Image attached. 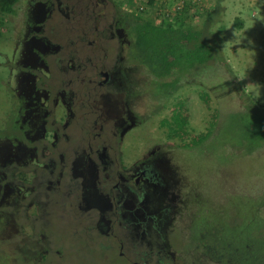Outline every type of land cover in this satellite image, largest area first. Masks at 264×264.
<instances>
[{"label": "rangeland", "instance_id": "obj_1", "mask_svg": "<svg viewBox=\"0 0 264 264\" xmlns=\"http://www.w3.org/2000/svg\"><path fill=\"white\" fill-rule=\"evenodd\" d=\"M41 1L20 0L0 30V127L10 118L11 103L17 101L12 95L11 80L16 75L12 67L17 63L20 76L29 82L31 75L25 68L42 62L44 58L37 51H48L35 33L46 14L47 4ZM109 1L111 9L145 13L150 21L159 23L172 19L179 5L187 6L190 22L213 47L212 57L203 68L180 73L178 89L160 102H150L155 107L136 113L135 125L126 132L132 155L151 150L156 144L164 152L158 159L169 185L154 194L156 210L151 211L152 218L144 228L149 229V235H171L173 248L179 251L178 264H193L180 249L203 246L206 239L219 243L234 238L241 250L249 243L255 253L264 254V141L252 148L242 143L243 117L251 113L246 110L264 108V0H155L154 5L149 0ZM73 3L54 0L56 19H65L60 9L72 15ZM65 23L62 21L56 30L60 42L74 44L77 37ZM119 33L124 35L122 30ZM131 67L122 74L123 83L113 89V97L110 95L115 113L125 124L127 102L119 90L127 89L128 101L136 93L146 99V90H155L154 83L148 85L145 66L134 63ZM136 114L131 112L134 117ZM8 127L13 129L12 124ZM4 144H8L7 139ZM44 221L48 236L63 252L61 259L49 264H126L117 261L116 249L110 250V256L104 255L96 244L86 242V220L75 218L69 209L61 208ZM15 232L7 220L0 225V256L6 261L0 259V264H33L23 258L26 245L15 250V242L9 238ZM96 237L92 238L98 242ZM31 249L39 247L32 245ZM47 258L52 261L53 256ZM206 258L198 254L196 264H208ZM214 259L219 264H231L224 257Z\"/></svg>", "mask_w": 264, "mask_h": 264}, {"label": "flooded vegetation", "instance_id": "obj_2", "mask_svg": "<svg viewBox=\"0 0 264 264\" xmlns=\"http://www.w3.org/2000/svg\"><path fill=\"white\" fill-rule=\"evenodd\" d=\"M41 2L47 4L46 14L35 33L48 51H37L42 62L25 68L31 75L29 82L20 76L17 63L12 67L16 72L11 80L12 95L17 101L11 103L9 121L7 118L0 127H5L0 134V182H5L0 183V225L10 222L16 231L9 237L15 250L26 245L23 258L33 264L61 259V246L48 236L44 221L61 208L86 220L85 241L96 244L104 255L117 250V261L126 264H178L179 251L173 248L171 235H149L144 228L152 218L151 211L156 210L154 194L169 185L158 159L164 153L162 146L156 144L134 156L126 139L127 130L136 123V113L155 107L150 102H160L163 97L156 98L153 88L146 90V99L136 93L128 101L127 89L121 88L119 93H124L127 102V124L110 101L113 89L123 83L122 74L130 72L134 63L147 68L148 85H153L147 65L132 55V35L117 23L122 10L111 9L109 0H74L72 15L60 9L65 19L57 20L54 0ZM62 21L76 35V43L60 42L56 30ZM11 124L13 129L8 127ZM6 139L8 144H4ZM190 206L194 207L191 202ZM232 240L214 243L206 239L203 246L182 248L180 254L189 255L193 264L199 262L198 254L208 256V264H219L216 256L231 264H248L249 257L242 256L240 246ZM32 245L39 249H31ZM246 247L247 255H253V246L246 243ZM47 255L53 256L52 261ZM0 259L6 262L2 256Z\"/></svg>", "mask_w": 264, "mask_h": 264}, {"label": "trees", "instance_id": "obj_3", "mask_svg": "<svg viewBox=\"0 0 264 264\" xmlns=\"http://www.w3.org/2000/svg\"><path fill=\"white\" fill-rule=\"evenodd\" d=\"M19 2L0 0V30L6 25L7 15L14 13ZM148 3L154 5L155 0ZM178 8L172 19L165 18L160 23L150 21L145 13L119 11L118 14V25L133 37L132 55L144 62L153 75L156 98L171 96L180 85V73L203 68L212 57L211 42L204 40L202 31L190 22L189 7L179 5ZM246 111L251 113L243 117L242 143L251 148L260 146L264 141V108L254 106ZM247 248L241 251L242 256L249 257L248 264H264L263 253L254 251L250 256Z\"/></svg>", "mask_w": 264, "mask_h": 264}]
</instances>
